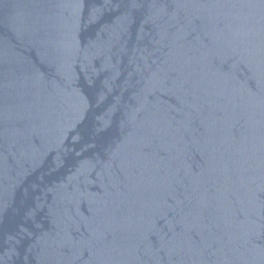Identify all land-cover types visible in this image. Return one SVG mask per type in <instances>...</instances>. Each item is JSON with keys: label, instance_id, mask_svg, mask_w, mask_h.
Wrapping results in <instances>:
<instances>
[{"label": "water", "instance_id": "water-1", "mask_svg": "<svg viewBox=\"0 0 264 264\" xmlns=\"http://www.w3.org/2000/svg\"><path fill=\"white\" fill-rule=\"evenodd\" d=\"M0 264H264V0H0Z\"/></svg>", "mask_w": 264, "mask_h": 264}]
</instances>
